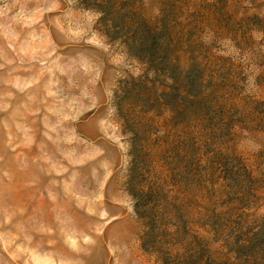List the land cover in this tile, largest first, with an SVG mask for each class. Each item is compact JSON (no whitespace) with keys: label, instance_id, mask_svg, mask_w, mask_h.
<instances>
[{"label":"rangeland","instance_id":"374dc122","mask_svg":"<svg viewBox=\"0 0 264 264\" xmlns=\"http://www.w3.org/2000/svg\"><path fill=\"white\" fill-rule=\"evenodd\" d=\"M0 264H264V0H0Z\"/></svg>","mask_w":264,"mask_h":264}]
</instances>
